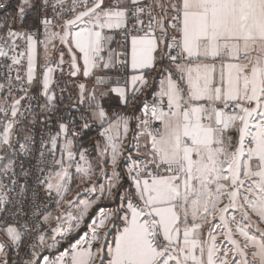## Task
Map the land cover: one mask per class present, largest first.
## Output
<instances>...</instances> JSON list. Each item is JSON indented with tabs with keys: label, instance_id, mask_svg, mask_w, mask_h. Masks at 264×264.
I'll return each instance as SVG.
<instances>
[{
	"label": "crops",
	"instance_id": "0c3cea01",
	"mask_svg": "<svg viewBox=\"0 0 264 264\" xmlns=\"http://www.w3.org/2000/svg\"><path fill=\"white\" fill-rule=\"evenodd\" d=\"M36 1L16 0L10 10L9 22L0 27V32L11 40H17L22 31L34 28L37 25ZM144 1L97 0L92 7L69 19L60 29L46 33L48 44L42 51V62L48 65L52 55L61 49L59 46L65 45L62 50L65 49L67 58L72 62L76 78L85 82L84 105L86 115L93 124L92 128L81 125L80 133L73 139H66L64 131L61 132L56 139L57 162H64L65 153L86 147L83 137L88 132L92 133L88 140L95 139L92 146L89 145L92 155L111 151L120 154L119 134L130 132L136 118L140 117V104L146 101L151 90L157 88L158 95L166 98L172 108L158 113L162 131L158 137H153L149 132L151 150L162 163L181 164L187 175L179 185H174L170 177L137 179L128 174L132 164L122 166L125 177L123 197H130L133 203L130 201L126 205L128 210L124 224L113 236L107 250L106 264H215L214 259L212 261L208 256L203 263L200 262L197 256L199 242L194 240L199 235L202 220L211 219V215H225V211L211 209L207 194L218 187L217 183L236 184L241 179L238 173L240 165L246 167L245 158L241 157L248 156L261 157L260 170L255 173L261 178L254 182L252 178L249 184L247 180L249 194L232 195L230 200L233 210L238 207L237 202L243 201V197H246L249 205L248 224L238 230H246V247L252 257L244 264H264V242L248 233L253 229L264 236V143L259 150L243 147L246 136L254 140L257 132L264 133V124L261 128L258 125L261 121L264 123V0H155L160 15L159 29L153 36L131 39L126 48L128 78L124 81L115 72L119 50L116 32L124 23L126 8ZM172 3L174 9L182 12L181 51L186 63L179 66L178 71L187 75L192 99L210 103L236 101L246 105L237 117L226 120L217 112L211 123L202 124L179 109L180 96L173 82L161 75L166 63L163 50L166 14L172 9ZM36 44V39L29 40L30 80L34 79L36 73ZM244 54L251 55L249 63L238 60ZM95 56L99 57L97 62H94ZM51 79L52 71L46 70L45 87H49ZM131 94L139 99L136 105L128 101ZM47 98L53 99L50 92ZM112 109H117L120 116L109 126L113 142L105 146L100 133L101 118ZM12 117L0 114V170L9 166V155L6 153L11 140ZM182 140L188 144L182 146ZM117 172L121 178L117 184L119 190L124 178L118 166ZM250 174L248 176H252ZM66 176L64 174L51 183L57 197V207L45 216V227L54 225L53 216L56 213L61 215L60 220L68 216L76 219L75 228L84 220L92 219L96 211L95 206L85 211L77 201H72V197L67 201L62 199L60 192L66 185L61 179L67 180ZM202 196H206V201ZM116 199L118 203L119 199ZM141 203L148 207L159 223L169 246L167 254L163 255L150 246L148 229L140 215ZM198 203L204 214L199 219L194 210ZM239 209L243 211L241 207ZM225 219L227 223L226 215ZM188 220H192V224ZM73 228L71 225L70 229ZM107 228L101 231L105 232ZM18 240L20 234L16 228L0 229V264H4L9 247ZM37 264L79 263L46 257Z\"/></svg>",
	"mask_w": 264,
	"mask_h": 264
},
{
	"label": "built area",
	"instance_id": "2783aa9c",
	"mask_svg": "<svg viewBox=\"0 0 264 264\" xmlns=\"http://www.w3.org/2000/svg\"><path fill=\"white\" fill-rule=\"evenodd\" d=\"M96 1L37 0L34 7L37 25L34 28L22 31L17 40H11L0 32V114L8 117L13 110L16 111L11 118V141L8 146L11 160L8 168L0 173V228L14 227L20 234L19 242L10 251L8 264H35L36 257L58 252L61 239L48 236L43 224L44 217L57 205L51 182L55 175L65 173L70 176H77L81 172L88 177L91 175V147L65 153L62 164L57 162L56 157V139L62 131L66 139H73L78 136L81 125L91 124L84 105V84L76 87L72 82L69 63L61 55L53 56L48 67L39 64L36 77L31 81L29 40L36 39L38 50H42L48 44V40H45L47 32L60 29ZM15 2L0 0V27L8 24ZM171 19H168V25L172 32L168 49L164 51L166 65L163 69L176 83L181 111L204 124L211 123L217 112L226 120L234 118L241 112L239 102L197 103L191 98L187 77L178 71V67L184 64L179 20L176 16ZM159 22L155 0L133 4L126 9L124 23L116 32L119 50L115 72L119 79H127L126 48L131 39L157 34ZM247 59V56L241 58L242 61ZM94 60L97 61L98 56ZM49 69L52 80L49 87H45L43 78ZM49 92L52 100L47 98ZM148 94L140 108L144 122L137 123L139 127L134 129L142 139L141 151H137V155L130 153L128 159L133 156L142 158L136 171L139 177L157 179L168 176L173 179L174 185H179L187 174L185 169L178 164L157 161L143 127L148 124L152 135H160L162 124L157 118V111H168L170 105L166 98H158L157 88ZM136 99L133 94L129 101L134 103ZM117 117L116 112L112 111L101 118L102 128L105 129L104 144L111 141L107 127ZM182 145H187V141L182 140ZM233 190L234 185L226 184L211 194L218 196L225 204L227 224L233 231H238L248 224V216L245 211L232 209L230 195ZM148 222L150 243L158 252H166L168 243L161 237L156 222L152 218Z\"/></svg>",
	"mask_w": 264,
	"mask_h": 264
},
{
	"label": "rangeland",
	"instance_id": "374dc122",
	"mask_svg": "<svg viewBox=\"0 0 264 264\" xmlns=\"http://www.w3.org/2000/svg\"><path fill=\"white\" fill-rule=\"evenodd\" d=\"M144 2H141V3H144ZM131 5H133V4H131ZM155 5H156V3H155ZM172 6H173V3L170 4V8ZM174 8L175 7H172L170 12L168 11L169 14L168 13L166 14L167 26L164 29V33L166 35L165 46L163 49L164 51H166V49H168V43H169L168 39H169L171 32H172L171 29H169L170 25H168V19L170 18V20L172 21L171 18L173 16L178 17V20H179V25H180V29H181V36H180V45H181L182 12L179 9H174ZM156 10H157V6H156ZM158 13H159V11L157 10V16L160 20V17H159L160 15H158ZM159 26H160V22H159ZM158 29H159V27H158ZM53 33H55V32H53ZM46 46L47 45H45V47ZM59 47H61V49L57 53L53 54L51 58H53V56L56 57V55H61L65 60H67V62L69 63V66L71 68L72 82L75 83L76 87L84 84V103H85V86H86L85 82L76 78L72 62L67 58V56L65 54V52H66L65 49L62 50V48H64L65 45L61 44ZM44 48L42 50H38V48H37L38 52H37V61H36V66H35V71H36L35 77L37 74V67L39 64L43 65L44 67L49 66L51 64V63H49L48 65H45L42 62V60H43L42 51L44 50ZM57 48H58V46H57ZM40 53H42V54H40ZM29 55H30V47H29ZM243 56L248 57L247 61L241 60V58ZM238 60L240 62H243V63H249L251 61V55H249V54L241 55L238 58ZM97 61L94 60V62H97ZM183 63H184L183 65H185V63H186L185 58H184ZM165 65H166V63H165ZM29 66H30V63H29ZM29 73H30V67H29ZM182 73H184V72H182ZM161 75L165 76L170 81H172L171 78L165 74L163 68L161 69ZM35 77H34V79H35ZM186 77H187V75H186ZM127 78H128V75H127ZM34 79H32L31 81H33ZM43 80H44V78H43ZM126 80H124V81H126ZM158 81H161V80L158 79ZM173 84L175 86V90L178 91L176 88V83L173 82ZM187 85H188V81H187ZM151 91H153V90H151ZM189 93H190V90H189ZM131 95H133V94H131ZM131 95H129L128 101L130 100ZM158 98L161 99L162 96L158 95ZM138 102H139V99L137 98L136 101L134 103L131 102V104L136 105ZM194 102H197V101H194ZM197 103H210V102H197ZM141 105L142 104H140V108H141ZM179 105H180V101H179ZM245 107H246V105H243L241 103L240 111L242 112L245 109ZM140 108H139V114H138V115H140V117L136 118L134 126L130 130V132L119 134L118 138H119V141L121 142L119 150L122 153V154L120 153L121 155L117 154V152L115 153L114 151L108 152L106 154H102L101 152H95L94 155H92V161H91V165H90V167H91L90 174L91 175L89 177L86 174H84V172H81L77 176H70V175L65 173L67 175L66 176L67 180L66 179L63 180L64 178L61 179L63 182L65 181L64 185H66V188L62 187L61 192H60L62 199L67 201V198L72 197V201H77V203L79 205L83 206V209L85 211L87 209L93 207V206L96 207V211H95L92 219L90 218L88 220L87 219L84 220L81 223V225H79L78 227H75V228H73V226H74V221H77L76 219L72 220V218L70 216H68L69 218L65 217V218L60 220L59 218L61 215H59L57 213L54 214V216H53L54 225L50 228L44 226V229H46L48 236H52L53 238L58 239V240L61 239V244L59 246L58 252L49 254L47 256L42 255V256L36 257L35 264L39 263L41 261V259L46 258V257L52 258V259L57 258L60 260H65L66 262H69V263L74 261V262H77L79 264H106L107 256H108L107 250L109 248V245L113 241V236L116 233V231H118L124 224V221L126 218V213L128 210L126 205L130 201L133 203V201L130 199V197H128V198L123 197L122 189H124V188H119V190H121L119 192L117 190L118 189L117 184H118L119 180L121 179L120 175L117 172V166H118L119 162L122 160L124 162L123 165L132 164V167H130L131 169L129 170L128 174L137 178V179H154V178H148V177H142V176L139 177L138 175H136V171L138 170V165L140 164L142 158H140L139 156H133V158L128 159V155L130 153L133 155V154H136L137 151H141L140 144H141L142 139H141V136L138 134V131L134 130L135 127L137 126V123L144 122V119L141 117V109ZM171 108L172 107L170 106L169 110H171ZM179 109H180V107H179ZM112 111L116 112V114L118 115V117H117V119H118L120 116L119 111L117 109H112L108 113H110ZM15 112L16 111L13 110L9 116L12 115L14 117ZM159 112H163V111H157L158 120H159V116H158ZM241 112L239 114H241ZM107 114H105V115H107ZM237 116H235V117H237ZM116 120H114L113 122H115ZM213 120H214V118H213ZM113 122H111L110 125ZM200 123L204 124L203 122H200ZM263 124H264L263 121H261L260 124H258V125H260V128H261V125H263ZM91 125L93 127V124H90L89 126L91 127ZM85 126L89 127L87 124ZM109 126L107 127V132L109 133V137L111 138L110 142H113V138H112L111 132L109 130ZM138 127H139V125L137 126V129H138ZM143 127H144V131L147 133V138H149V132L150 131H149L148 124H144ZM81 129H82V126H80V130ZM80 130H79V133H80ZM100 133H101L102 140L104 141L105 129L102 128V125L100 128ZM122 134L124 135L123 137H121ZM152 136L154 137V135H152ZM158 136H155V137H158ZM255 137H257V138H255ZM263 137H264V133L261 131L256 133V135L254 136V140H251L250 136H248V137L246 136L245 139L243 140V144H244L243 147L249 146L250 148H253L256 150L262 149V146H263L262 143H264ZM110 142H108V144H104V145L108 146L110 144ZM9 144H10V142H9ZM9 144H8V146H9ZM181 144H182V142H181ZM187 144H188V142H187ZM8 146H7V153L6 154L9 155L7 157H9V160H11V154L8 153ZM86 147H90V146H86ZM154 156H155V154H154ZM242 158H245L244 163L246 162V167H244L243 165L242 166L240 165V170L238 173H239V177L241 179H239L238 182L236 181L237 182L236 184L230 183L231 185H234V190L231 193L230 197L232 195L238 196V195H241L242 193L244 195H248L249 194V191H248L249 187L246 186L247 180L249 181L248 182V184H249L252 178H253L252 179L253 182L256 181L257 179L261 178V177L255 176L256 171H259L260 167H261L260 166L262 163L261 157L248 156V157H241V159ZM155 159L157 161H159L156 158V156H155ZM9 163H10V161H9ZM169 165H172V164H169ZM178 165H181V164H178ZM4 170H0V173ZM250 172L252 174H250ZM248 174H250L252 176H248ZM63 175L64 174H61L59 176L55 175L53 180H55L58 177H61ZM257 175H259V173ZM166 177H168V176H166ZM161 178H157V179H161ZM226 183L227 182L222 183L223 185L217 183L218 187H220V188L216 187L215 189H212V191H210V193L216 189H222L223 186L226 185ZM251 186H253V185H251ZM115 192H116V195L114 197ZM205 195H206V193H205ZM210 195L211 194H207L208 199L210 200V203H211V209L215 210V211L221 210L224 212L226 210L225 204L218 198V196H216V195L210 196ZM241 196H243V195H241ZM113 197H114V200H115V198L119 199L116 206H112ZM202 197H203L202 199L206 198V196H202ZM237 200H239V198H237ZM241 200H243V201H241L242 203L237 202L238 207L237 208L234 207V208H236L237 211H242L239 209V207H241V209H243V211H245L247 213L248 207H249L248 201H247L246 197H243ZM116 201H117V199H116ZM204 201H206V200L204 199ZM210 203L208 205V208L210 206ZM56 207H57V205L54 207V209L50 213L54 212ZM200 208H201V204H199V203L196 204V206L194 207L195 212L198 213V215H197L198 219L201 217L200 215H204L201 212ZM139 210H140V215H141L142 221L145 222L147 229H148L149 244L153 249H155L157 251V249L154 246H152V244L150 243V240H149L150 223L148 222V220H149V218H152L156 222V227L160 230L159 223L157 222L155 217H153V215L150 213L148 207L145 204L141 203L139 205ZM50 213H48V214H50ZM225 215L224 216L218 215L216 217H215V215H211L210 216L211 219L201 221V230L199 231V235L197 237H195L197 239H194V240H197L199 242V248L200 249L198 251L197 256L199 257L201 263H203V259L206 256H208V258L212 259V261L214 259L213 262L215 264H244L245 261L251 260V258H252L250 256L251 254L248 251L249 250L248 247H246L247 246V239H248V237L245 236L246 230L245 231H237V232L230 230L227 226ZM57 216H58V219H55V217L57 218ZM78 218H79V215H78ZM188 223L192 224V220H188ZM43 224H44V220H43ZM71 225H72L73 229H70ZM108 225H109V227L107 228ZM67 226H69V227H67ZM104 228H107V230H105V232H102L101 230ZM248 233L251 234L252 236L259 237L260 241L264 242V236H262V235L260 236V234L258 232H254L253 229L248 230ZM160 234H161V237L165 240V238L162 235L161 230H160ZM18 242H19V240L17 242L12 243L11 246L9 247L6 258L4 260V264H8L10 251H11L12 247ZM66 243L70 244L69 247L66 248L67 251H65V252L63 250L60 251L61 246L63 244H66ZM167 247H168V250L164 253H161V254L164 255V254H167L169 252V246H167Z\"/></svg>",
	"mask_w": 264,
	"mask_h": 264
},
{
	"label": "trees",
	"instance_id": "16d2710c",
	"mask_svg": "<svg viewBox=\"0 0 264 264\" xmlns=\"http://www.w3.org/2000/svg\"><path fill=\"white\" fill-rule=\"evenodd\" d=\"M138 110V108H136L135 109V111H137ZM134 111V112H135ZM92 133L91 132H88L83 138H85V142H86V144L85 145H87V146H92L91 144H93V140H95L94 138L93 139H90V141L88 140V137H90V135H91ZM95 134V133H94ZM79 150V149H78ZM123 164H124V162L121 160L120 162H119V164H118V169H119V171H120V174L123 176V178H124V182H123V184H122V187L121 188H123L124 186H125V177H124V174H123V171H122V166H123ZM120 190H118V192H119ZM116 198H115V200L113 201V205L112 206H114V205H116ZM69 243H66V244H63L62 246H61V249H60V251H62L64 248H66V246L68 245Z\"/></svg>",
	"mask_w": 264,
	"mask_h": 264
}]
</instances>
